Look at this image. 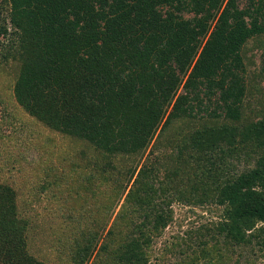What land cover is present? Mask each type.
I'll return each instance as SVG.
<instances>
[{
	"label": "trees",
	"instance_id": "obj_1",
	"mask_svg": "<svg viewBox=\"0 0 264 264\" xmlns=\"http://www.w3.org/2000/svg\"><path fill=\"white\" fill-rule=\"evenodd\" d=\"M6 1L10 21L21 32L15 99L49 129L107 156L126 157L145 151L163 122L206 119L195 130L188 122L191 146L184 151L197 155L178 152V166L158 183L153 170L152 181L146 169L139 173V185L126 197L132 212L120 223L128 243L112 239L121 262L147 264L154 235L173 220L168 208L179 199L196 203L193 198L203 190L197 205L211 200L223 214L191 234L198 236L197 250L179 264H243L242 257L257 264V253L264 257V115L230 123L243 120L242 51L264 34V0H247V8L240 0ZM223 146L240 161L227 164ZM210 154L220 162L211 163L209 174L190 164L191 157ZM49 165L40 173L80 174L68 163ZM187 174L193 177L185 189ZM42 175L20 174L15 184L45 192ZM208 178L211 185L204 184ZM16 187L0 183V264H46L28 251L29 223L20 217ZM88 235L87 242L74 241V253L65 252L67 263L84 264L92 254L97 236L92 230Z\"/></svg>",
	"mask_w": 264,
	"mask_h": 264
},
{
	"label": "rangeland",
	"instance_id": "obj_2",
	"mask_svg": "<svg viewBox=\"0 0 264 264\" xmlns=\"http://www.w3.org/2000/svg\"><path fill=\"white\" fill-rule=\"evenodd\" d=\"M248 4L247 0L239 1L241 8H247ZM10 15L9 2L0 0V30H7L0 35V183L17 186L19 214L29 223L28 251L46 264H71L66 262L65 252L74 253V241L83 239L87 242L89 230H92L97 241L84 264H123L119 259L118 243L111 246L112 239L128 243L127 230L122 227L125 224L120 223L126 211L132 212L134 205L132 202L127 203L126 197L139 185V173L146 169L149 180L156 177L158 183L165 179L168 171L178 166V152L182 150L186 158L197 155L196 151H184L186 146H191L187 128L192 124L195 130L206 119H173L166 126H163V122L145 151L126 157L107 156L95 146L49 129L30 116L15 99L14 88L22 64L21 32L11 23ZM185 16L193 18L192 14ZM242 53L247 85L243 120L230 125H242L246 121L261 119L264 115V34L249 40ZM224 149L227 164L240 161L234 162L239 155L234 157L233 150L231 156L232 151L226 150V146ZM216 154L221 155L219 151ZM190 161V164L207 174L213 167V161L220 162L212 154L208 159L191 157ZM67 163L77 166L80 174H58L59 171L43 170L40 173L41 166L64 164V167ZM149 169L156 174L154 178L150 177ZM32 171L43 174L39 179H43V183L47 182L45 192L38 189L30 193V190H24L23 184H15L20 174H31ZM188 177L193 176L187 174L184 177L182 188H188ZM205 181L207 183L204 184H212L209 178ZM203 194L201 190L193 198L196 203H184L179 199L168 208L173 220L165 231L154 235L147 264H179L197 250L194 242L198 236L191 234L200 226L216 222L223 214V207L211 200L207 205H197L204 200ZM103 197L110 200V207L105 206ZM78 200L81 203L78 206L71 207L68 204ZM80 210H84V216ZM241 259L246 264L245 258ZM256 259L257 264H264L260 252Z\"/></svg>",
	"mask_w": 264,
	"mask_h": 264
}]
</instances>
